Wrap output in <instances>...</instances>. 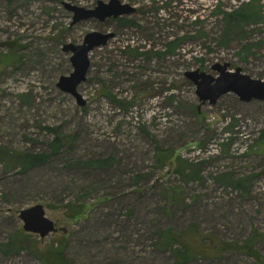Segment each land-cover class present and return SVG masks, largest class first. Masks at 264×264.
<instances>
[{
	"label": "rangeland",
	"instance_id": "obj_1",
	"mask_svg": "<svg viewBox=\"0 0 264 264\" xmlns=\"http://www.w3.org/2000/svg\"><path fill=\"white\" fill-rule=\"evenodd\" d=\"M98 1L0 0V59L18 53L0 66V264H39L35 239L39 248L65 242L72 264H173L157 232L167 227L227 242L261 236L262 261L227 252L187 264H264V153L256 144L264 99L230 92L202 103L186 76L217 75L213 66L229 62L264 81V0L262 18L249 22L227 14L255 0H120L135 8L118 17L127 22L72 23L66 4ZM91 31L115 36L90 52L80 105L57 82L73 71L64 45ZM55 129L71 138L52 153ZM158 146L172 164L157 160ZM22 152L49 156L23 171ZM102 159L106 165L85 163ZM194 170L201 178L187 180ZM227 173L244 179L242 187L217 179ZM75 202L85 207L72 218L82 210L69 209ZM37 203L58 231L17 241L19 211Z\"/></svg>",
	"mask_w": 264,
	"mask_h": 264
},
{
	"label": "water",
	"instance_id": "obj_2",
	"mask_svg": "<svg viewBox=\"0 0 264 264\" xmlns=\"http://www.w3.org/2000/svg\"><path fill=\"white\" fill-rule=\"evenodd\" d=\"M66 7L74 12L73 24L88 18L105 21L108 18H118L135 11L132 5L122 3L120 0L109 2L99 0L94 8L72 4H66ZM114 36L115 33L111 31H91L85 35L82 43L64 45V51L71 54L73 71L69 75L60 76L57 86L63 92L73 95L80 105L86 102L79 93L78 87L87 80L91 66L89 54L94 48L107 45ZM230 66L229 62L215 64L213 69L218 72L217 75L200 69L186 72V76L196 85V94L200 101L215 104L222 95L230 92L235 93L242 101L263 100L264 81L243 72L241 67L233 70ZM19 218L23 221V229L26 232L39 234L42 238L58 231L54 220L47 216L46 208L42 203L21 209Z\"/></svg>",
	"mask_w": 264,
	"mask_h": 264
},
{
	"label": "trees",
	"instance_id": "obj_3",
	"mask_svg": "<svg viewBox=\"0 0 264 264\" xmlns=\"http://www.w3.org/2000/svg\"><path fill=\"white\" fill-rule=\"evenodd\" d=\"M248 5L249 7H247ZM251 5H255V9L252 10L250 8ZM261 9L262 5L260 0H255L251 3H244L229 12V14H227V20L229 22L234 21L237 23L257 21L262 18V15L260 14ZM239 13L241 14V16L239 15ZM118 19L120 20V22H127V20H123L122 18ZM170 49L168 51H170ZM17 54L18 53L15 51L3 54L2 58L0 59V66L1 64L8 65L13 60L16 61L15 58L17 57ZM54 132L55 138L50 142L52 153H56L67 138H71L70 135L62 133L56 129L54 130ZM256 144H258L259 148H261V151H263L264 153V133L260 135ZM19 155L20 164L23 171L46 162L49 156L46 153L29 152H22L21 154L19 153ZM156 156L161 165L168 163L172 164V160L169 159L168 153L162 147H157ZM107 161L108 159H102L92 160L85 163L91 165H106ZM187 166V163L180 165V167H178L177 169L178 172L183 174L184 168ZM196 178H201L200 172L198 170H194L192 171V173L190 172L187 180ZM217 179L224 184H231L236 187H242V185L244 184L243 182L245 181L244 179L232 178L230 173L223 174ZM74 206H76L77 208H81L82 210L80 209V212L78 211L74 214H69V216L72 218L81 216L85 204L75 202L68 205L69 209H72ZM157 232L160 235V241L166 247L171 249L174 257L173 264H187L191 261L197 260L198 258L220 257L227 252H238L247 256L249 255L255 257L256 259H258V261H262L261 253L256 248V243L260 239L259 237H261L258 234H253L242 241L238 240L227 242L218 240V238L206 234L203 235L198 231L195 232L193 227L179 233L175 232L171 227L160 229ZM30 237H33V233L26 232L25 230L20 228H18L13 234V238L20 242H22L23 239ZM37 241L38 240L35 239V242L32 243L31 248L35 251V254L39 258V264H72L70 258L65 254V242H60L59 244H55V242H52L45 245L44 248H39L36 244ZM12 245L13 242L3 244L2 250L4 251V253L8 254L12 252Z\"/></svg>",
	"mask_w": 264,
	"mask_h": 264
}]
</instances>
